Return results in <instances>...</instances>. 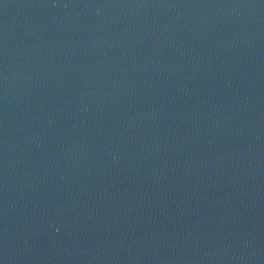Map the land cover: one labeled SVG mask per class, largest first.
Here are the masks:
<instances>
[{
	"label": "water",
	"instance_id": "obj_1",
	"mask_svg": "<svg viewBox=\"0 0 264 264\" xmlns=\"http://www.w3.org/2000/svg\"><path fill=\"white\" fill-rule=\"evenodd\" d=\"M0 264H264V0H0Z\"/></svg>",
	"mask_w": 264,
	"mask_h": 264
}]
</instances>
